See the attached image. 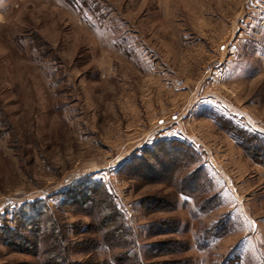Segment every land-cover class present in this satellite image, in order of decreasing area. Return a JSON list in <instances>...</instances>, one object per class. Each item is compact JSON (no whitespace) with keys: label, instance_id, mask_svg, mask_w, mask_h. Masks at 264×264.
<instances>
[{"label":"rangeland","instance_id":"obj_1","mask_svg":"<svg viewBox=\"0 0 264 264\" xmlns=\"http://www.w3.org/2000/svg\"><path fill=\"white\" fill-rule=\"evenodd\" d=\"M235 126L264 137V0H0V264H47L50 232L76 263L264 264ZM175 141L197 162L172 178ZM199 166L205 211L179 193Z\"/></svg>","mask_w":264,"mask_h":264},{"label":"trees","instance_id":"obj_2","mask_svg":"<svg viewBox=\"0 0 264 264\" xmlns=\"http://www.w3.org/2000/svg\"><path fill=\"white\" fill-rule=\"evenodd\" d=\"M232 133V138L235 140V142L238 144L239 147H241L243 149V151L245 152V154L251 158L253 161H255L256 163L260 164L261 166L264 167V137L245 130V129H240L238 127H233L232 129H230V131ZM170 144H176V146H178L180 148L174 150V152L169 153V156L172 157V161L175 162H179L180 164L178 165L177 168H175L172 173L171 176L172 178L179 176L180 172H185V170L190 167L191 165H193L194 163L197 162L196 158H197V154L194 152V150L190 147H186L185 144L181 143V142H171ZM184 149V150H183ZM145 154V153H144ZM151 154V153H150ZM144 157L139 158L138 160H142L144 162ZM196 160V161H195ZM141 161V162H142ZM142 162V163H143ZM144 164V163H143ZM207 173H205V169L203 166H199L198 169H196L193 173H186L184 174L183 177H181V180H179V193L180 194H184L187 197H194L199 198V202H197V207L201 210V211H205L206 209H208L207 207V203H211V201L208 199H202V197L209 193L211 194L212 191L207 189V186L210 185V181L206 182L204 180V178L206 179ZM100 188V187H98ZM95 189H90L89 188V192L92 194V196L94 198H96V200L94 201V204L97 203L98 201V197H100V195L97 197H95V195H98L96 191H94ZM212 198L215 197V195H211ZM102 201H99V203H101ZM98 203V204H99ZM165 203V202H164ZM147 204L149 205H155L157 206L158 204H163V201H159V200H151L148 201ZM108 210H109V215L105 216L101 222H99L98 224H96L95 229L96 231H100L102 233L101 235V241H103V243L107 246V248L109 249H114L115 247L117 248L118 245L115 244V239L113 237L114 234L106 232L103 234V232L105 231V228L108 227V225H116L117 221L116 218L118 217V215L115 213L114 208L110 207V205L108 206ZM157 209L160 207H156ZM155 209V210H157ZM116 217V218H115ZM116 230H119V228ZM4 231V235H6L7 239L11 240V238L14 237L15 231L5 228ZM50 239V245L52 246L50 250L56 251V255H52V257L48 260L47 264H59L58 262L56 263V260L59 259L61 264H128L127 260H128V253H122L118 256H112V258L110 260H103V261H91L90 258H88L87 260L83 261V262H70L67 260V258L65 256L61 257L60 251L58 250V241L57 239L53 236V233H49L48 237L46 238ZM92 243V241H86L85 244H83V242L79 243V247L80 248H85L82 247L83 246H90ZM35 246V245H34ZM172 248H169L170 250L175 247V244H171ZM156 250V254L158 255H163L166 254V252H163V250L165 249L164 246L161 245H156V247L154 248ZM173 253V252H172ZM57 256V257H56ZM159 264H164V263H159ZM167 264H182V262H170Z\"/></svg>","mask_w":264,"mask_h":264}]
</instances>
